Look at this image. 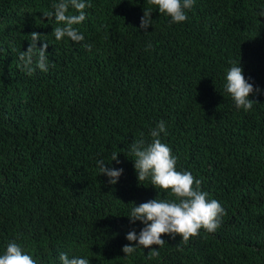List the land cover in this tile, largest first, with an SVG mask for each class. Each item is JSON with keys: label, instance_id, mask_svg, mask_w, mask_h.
Returning a JSON list of instances; mask_svg holds the SVG:
<instances>
[{"label": "trees", "instance_id": "1", "mask_svg": "<svg viewBox=\"0 0 264 264\" xmlns=\"http://www.w3.org/2000/svg\"><path fill=\"white\" fill-rule=\"evenodd\" d=\"M59 2L0 0V255L15 240L37 264H61V252L90 264H264V0H195L182 23L148 0H87L75 27L91 52L56 41L60 25L43 13ZM34 31L48 41L50 67L29 76L19 54ZM232 62L262 90L251 111L224 90ZM161 120L177 170L227 214L214 233L187 243L163 234V247L125 256L136 243L127 233L144 227L128 216L135 203L175 199L138 181L129 151L141 134L150 143ZM99 159L124 169L115 185Z\"/></svg>", "mask_w": 264, "mask_h": 264}, {"label": "clouds", "instance_id": "2", "mask_svg": "<svg viewBox=\"0 0 264 264\" xmlns=\"http://www.w3.org/2000/svg\"><path fill=\"white\" fill-rule=\"evenodd\" d=\"M151 5L158 6L159 12L170 17V23H182L187 21V11L192 9L195 0H148ZM54 11L45 12L43 16L46 19H55L56 26L53 29V35L56 41H64L66 38L75 43H81V46L91 52L93 45L82 43L85 41L84 35L79 31L76 25L83 23L86 19L85 9L91 7L87 0H60L59 3L52 5ZM69 8L75 10L78 14H69ZM152 10L144 9V15L141 17L140 28L147 30L153 23ZM264 16V10L259 13ZM30 45L26 51H21L19 60L20 67L29 75H33L37 69L42 72L49 71L48 41L42 38L39 32L30 33ZM43 39L45 43L42 47L37 46V41ZM152 45L146 46V51L151 49ZM51 67H55L53 63ZM224 90L231 95L237 109L251 111L257 100L250 99V95L260 94L262 91L254 87L252 83L245 78L240 62L237 65L232 62V67L226 75V84ZM161 133L167 134L165 121L161 120L155 128L150 130L152 137L150 143L143 139H134L129 146V151L134 157V167L138 173V181H144L150 178L151 185L159 189L170 190L175 197L174 200L152 199L141 203L130 210L128 216L132 223L141 221L144 227L137 235L135 230L127 233L126 239L136 242L123 246L122 251L125 256H131L138 247L150 248L153 245L163 247L165 240L163 234L170 235L173 239L179 235L184 243L190 238L200 235V230L204 229L209 233H214L222 224L226 209L215 199H209V193L201 189L202 181L195 178L191 172H181L177 170V157L173 155L172 149L165 143H162ZM119 153L113 152L111 161L118 160ZM97 166L101 174L109 177L108 183L115 185L124 169L109 168L103 159L97 160ZM159 256L157 247L151 248L149 259ZM61 264H90L87 258L73 256L69 257L66 252L59 255ZM0 264H37L33 255L29 254L15 240L7 244L3 255H0Z\"/></svg>", "mask_w": 264, "mask_h": 264}]
</instances>
